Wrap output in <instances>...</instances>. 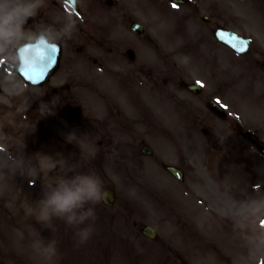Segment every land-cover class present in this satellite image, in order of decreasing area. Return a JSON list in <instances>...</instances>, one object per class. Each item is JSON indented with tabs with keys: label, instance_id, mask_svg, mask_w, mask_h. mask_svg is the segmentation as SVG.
Here are the masks:
<instances>
[{
	"label": "rangeland",
	"instance_id": "rangeland-1",
	"mask_svg": "<svg viewBox=\"0 0 264 264\" xmlns=\"http://www.w3.org/2000/svg\"><path fill=\"white\" fill-rule=\"evenodd\" d=\"M222 2L223 5H215V0H204L200 2V4H197L194 1L195 5L200 9L194 18L199 17L200 15L208 16L212 23L206 27V30H208L215 24H224L225 20L231 19L234 15H238L242 20V23L238 25L240 30L246 31L247 33H250L248 35H252L256 38L257 43H255V46L264 45V0H238L239 4L237 2L235 4L232 0H223ZM255 3H258L259 5L256 15L259 19L258 26L254 25L255 17L252 15L253 5ZM142 9L144 10L145 8L143 7ZM151 13L154 14L153 12H149V14ZM181 13H188V11H182ZM176 14L179 15V12ZM156 16L159 20V26L164 27L165 22L162 16L159 14H156ZM165 30H167V28ZM254 54L255 53H253L251 57H254ZM249 67L252 71L255 70L253 69L254 66ZM236 76L238 78V84L241 78L239 75ZM237 87L239 95L236 96L234 99L235 101L239 100V98L240 101H244L245 98V101L255 102L258 100V97H256L255 94L259 96L258 94L264 92V87L260 88L259 91H256L252 84L248 85L247 83L240 84ZM263 99L264 97H262V100ZM262 104H264V102H262ZM204 113L205 112H203L201 116H204ZM167 119L168 121H171L170 117H167ZM164 120L167 121L166 119ZM178 122L180 123V121L174 119V124H178ZM189 128L193 130L192 132L194 133L195 143L197 144L198 150H192L189 146L187 148L181 140H178L179 143L175 144L184 147L183 157H175V155H171L173 150L167 146L168 141L164 136L154 134L150 136V138H148V136L145 137L154 150H156L157 156L166 159L168 162L173 160L182 165L185 163L189 177L187 183H179L169 177L165 172L167 175L166 177L161 173L160 170L162 169L159 167L160 170L157 168L158 171L147 169V165H151V162L154 163V160L152 159H141L143 161L144 170L140 169L139 171L133 172H129L127 169L122 170L119 163H114L110 170L108 168L106 169V176H101L100 178L103 181V185H115L116 191L119 194L118 203L115 205V209H103L98 207L96 210V219L92 222L94 232L87 243L78 244L74 236L76 229L66 225L63 220L53 219L51 221V225L54 227L66 225V231L64 227L56 229L57 234L63 236L64 242L69 244L70 255L76 254L74 246L77 245L84 248L85 252H89L94 256L106 257L107 253H109L110 257L116 261L113 262L112 260H108L105 264H204L205 260L200 258L202 255L200 251V243L204 239V230L200 227L204 222L203 217L196 200L184 197L182 194L193 191L195 195H200L205 198L207 197L210 205L218 209L219 212H222L223 215L229 216L232 211H235L233 213L238 215L237 218H226L227 220H233L237 223V226L243 228L244 234L247 237L243 236L244 242L241 238L239 240L241 243V245L239 244V249L243 254L237 256V264H248L245 262V260H247V258H245L247 257V254L250 264H264V227L260 226L263 223L261 218H264V208L257 209L252 206V201L264 200V180L256 178L255 181H244L245 183L243 181L239 183L237 180L229 182L226 179V176L228 175L227 167L221 166L222 170L218 171L216 170V166L213 167V164L205 165L203 156L199 155L197 152L204 150L207 143V149L212 153V158H218L223 154L219 145H223L226 141L227 134H223L220 130V126H218L215 130V135L212 138H205L197 128L196 119L194 117L191 118ZM83 135L87 140L91 139L87 134L83 133ZM187 135L189 136V133H187ZM139 139H141V135L139 136ZM236 139L237 137L235 135L231 138V141ZM241 148L242 149L237 155H242V153L255 154L254 150L248 149L245 145ZM175 149L178 150L177 147ZM169 155H171V158L168 157ZM247 157H250V155ZM251 158L258 159V156L254 155L248 158V160ZM233 161L236 165L237 161ZM87 170L89 171L88 168ZM14 172L15 169L10 165L8 151L0 152V194L1 190H6V188H4L5 183L12 185V190L14 191L15 196V198L13 196V202L15 200V203L21 206L20 210L16 212V217L17 221L22 222V224L20 223V226L17 227H19L20 230L22 228L26 232L29 229H36L44 238H46L47 235L45 234V229L48 228L50 233L52 230L51 226H49L48 223H42L38 220L33 211L37 202L32 205L26 203L28 195L25 194L24 191L26 190L23 188L25 187L26 189V182L13 181L12 178L3 175V173L10 174ZM92 173L95 172L92 170ZM160 175L163 179L167 178L166 181L161 179ZM57 181L58 179H55V182ZM206 185H208L207 188L205 187ZM167 190L168 194L172 195V198L169 201V206L164 209L157 207L162 200L168 198ZM32 193H34V190ZM154 196H156V198ZM173 196H175V198H173ZM7 199L12 201L10 197ZM164 204H167V202L165 201ZM29 206L31 207L28 210L27 207ZM235 207H237L238 211L235 210ZM209 208L212 211L210 206ZM228 208L230 210H228ZM8 209V204H6L5 210L0 211V223H7L11 227V221L14 219V212H8ZM181 209L190 221L186 236L185 224L187 219ZM222 209L226 210L222 211ZM101 214H109L107 220L102 219ZM114 216L121 217L119 224L116 223L113 225L114 221H112V217ZM204 220L206 223L209 220V217L206 214H204ZM106 221V232L109 233L110 230V232L115 233L116 235L112 237V239H120V241H115L111 244L110 238L107 237L105 232H103V234L101 233L102 227L105 226ZM133 221L137 222L139 225L151 224L157 230L159 240L152 242L142 237L139 232L137 233L138 227H135L134 229L132 226ZM251 224H254V227H250ZM247 226H249V228ZM223 228L224 227H222V229ZM50 239L55 240L53 233L50 234ZM219 240L220 239H218V241ZM121 241L125 245V250L119 248L123 245ZM216 241L217 239L213 238L211 243H209V246L204 242L203 245H206V247L209 248L210 245L216 244ZM9 242L16 246L14 250L17 255L23 256L26 253L28 261H41V259L28 247L27 240L21 242L17 239L14 242V239H12ZM188 244H193L197 251L190 250ZM24 246L26 247L25 253L23 252ZM12 248V246H8V243H5L2 239L0 240V257L3 260L2 263L20 264L14 257L9 255ZM128 251H131V253ZM126 253H130L128 263L123 261ZM85 258L86 256L83 255L74 259L61 257L58 264H83Z\"/></svg>",
	"mask_w": 264,
	"mask_h": 264
},
{
	"label": "flooded vegetation",
	"instance_id": "flooded-vegetation-1",
	"mask_svg": "<svg viewBox=\"0 0 264 264\" xmlns=\"http://www.w3.org/2000/svg\"><path fill=\"white\" fill-rule=\"evenodd\" d=\"M108 2L109 0H76L75 8H73L69 0H49V7L42 10L35 21L29 19L27 22L25 30L30 29L36 22L53 21L56 19L57 13L62 12L71 16L76 24V31L71 38L57 44L60 48L59 69L51 75L49 82L42 86L41 89L45 93L40 95L37 103L31 106L26 105L25 108L27 123L24 129L37 148L40 146L41 149H44L48 138L59 140L58 130L62 126L61 120L67 117L73 109L72 107L75 106H73L70 97L73 88L93 84V91L99 94V89L94 84L102 78L114 77L131 85L140 82L143 77L151 84H157L158 78H160L159 67H152V65L155 59H166L168 56L152 49V47L159 48L155 45L142 48L139 45L143 41L142 36L132 35L135 38L132 40L136 44L135 49L128 45L126 37L128 17L123 12L115 11L117 4L113 0L111 4ZM65 7H68L67 12ZM107 10L111 14L104 13ZM147 39V43H152L149 38ZM26 42H32L27 32L9 46L6 53L0 54V74L2 73L0 85L12 84L13 80L6 77L4 73L15 75L9 69L8 63H15L18 60L17 49ZM128 50H131L130 57L127 56ZM162 65L165 70L168 67L170 70L173 68L171 62H163ZM75 76L79 78L76 79ZM89 76L92 82L86 81ZM181 85L179 82V91L187 95V99H183V102L190 107L193 95L186 92ZM169 95L170 97L176 96L174 87L172 90L169 89ZM100 97L103 100L106 98L103 95ZM8 98L9 96L3 94V91L0 92V107H2V102ZM126 99L127 97L123 98V100ZM128 101V104H123L119 99H116L110 105L112 110L117 111L118 117H115L117 125L112 126L111 115H107L102 123L97 121L93 125L89 123L93 136L96 133L106 138L110 131L117 130H125V133L132 132L134 127L140 124V120L133 121L127 115V111L133 110L134 107L137 108L135 112L138 118L149 117L154 112L153 105L141 97L136 100V105L132 99H128ZM120 105L122 107L118 109ZM51 114H55L57 117L52 119ZM11 123L9 121V124ZM85 123L88 124V122ZM20 128L21 125L16 127L17 130ZM103 140L98 141L105 147L103 155L106 157L103 156L101 159H112V155L117 160L127 158L126 153H112L114 143L111 139L105 142ZM123 146L126 148L127 143L120 145V147Z\"/></svg>",
	"mask_w": 264,
	"mask_h": 264
},
{
	"label": "clouds",
	"instance_id": "clouds-1",
	"mask_svg": "<svg viewBox=\"0 0 264 264\" xmlns=\"http://www.w3.org/2000/svg\"><path fill=\"white\" fill-rule=\"evenodd\" d=\"M49 7V0H0V54L7 52L27 32L31 41H47L49 44L66 42L76 31L71 16L58 12L56 19L49 22H36L25 30L29 19L36 20L42 10ZM50 159L48 157H45ZM51 160V159H50ZM48 190L34 206V213L42 223L53 219L63 220L66 225L76 229L74 236L78 244L87 243L94 232L96 219L95 205L105 195L102 179L95 173H81L75 167ZM254 208H264V200L252 201ZM17 238L28 241V247L38 256L42 264H58L60 254L57 241L44 238L36 229L16 230Z\"/></svg>",
	"mask_w": 264,
	"mask_h": 264
},
{
	"label": "snow or ice",
	"instance_id": "snow-or-ice-1",
	"mask_svg": "<svg viewBox=\"0 0 264 264\" xmlns=\"http://www.w3.org/2000/svg\"><path fill=\"white\" fill-rule=\"evenodd\" d=\"M55 50V49H54Z\"/></svg>",
	"mask_w": 264,
	"mask_h": 264
}]
</instances>
